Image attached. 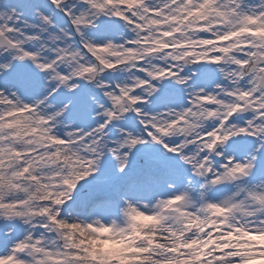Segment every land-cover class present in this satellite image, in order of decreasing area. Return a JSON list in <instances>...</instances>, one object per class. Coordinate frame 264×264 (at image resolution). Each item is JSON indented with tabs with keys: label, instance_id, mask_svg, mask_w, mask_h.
Masks as SVG:
<instances>
[{
	"label": "snow or ice",
	"instance_id": "snow-or-ice-1",
	"mask_svg": "<svg viewBox=\"0 0 264 264\" xmlns=\"http://www.w3.org/2000/svg\"><path fill=\"white\" fill-rule=\"evenodd\" d=\"M210 5L211 22L203 17ZM243 6L242 0H0V185L37 190L5 199L0 187V220L40 218L26 228L0 223L7 241L0 256L18 244L32 252L18 254L31 264H100L90 242L115 225L99 218L136 210L167 216L168 202L179 197L180 222L160 221L141 233L126 255L129 264H247L243 242L264 235V210L256 203L264 204V193L255 186L264 178V45L249 36L230 48L226 14ZM97 21L113 28L102 31ZM186 29L199 39L183 35ZM154 39L163 51H151ZM141 47L149 51L129 64L126 57ZM92 75L95 117L65 123L72 105L57 108L54 98L62 91L78 95ZM33 77L41 78L40 87ZM165 82L178 86L180 98L158 105ZM202 110L219 118L194 135L174 131L197 125ZM241 144L252 148L241 151ZM138 146L162 149L151 158L167 169L163 188L130 196L116 212L111 201L89 207L77 191L81 182L99 171L108 152L124 173ZM114 179L99 176L87 187Z\"/></svg>",
	"mask_w": 264,
	"mask_h": 264
},
{
	"label": "clouds",
	"instance_id": "clouds-1",
	"mask_svg": "<svg viewBox=\"0 0 264 264\" xmlns=\"http://www.w3.org/2000/svg\"><path fill=\"white\" fill-rule=\"evenodd\" d=\"M130 3H135V0H129ZM243 8L237 12L235 9L230 8L226 14L225 26L230 30V36L227 39L233 41L230 45L232 50H237L240 46V42L246 37H254L261 45H264V0H255L254 3H250L249 0H242ZM249 13H254L253 15ZM214 10L210 5V8L203 13V17L211 22L214 19ZM99 21H97V26L99 27ZM185 36H191L194 39H199V33L190 32L186 29ZM164 44L158 39L153 40L152 52L163 51ZM149 49L141 47L140 49L133 50L126 60L129 64L136 59L141 53L148 52ZM157 57H153V60ZM159 59H163L160 56ZM264 60V57H260ZM245 67L244 65L241 66ZM188 68L193 71L194 66L189 64ZM251 69H249L250 71ZM95 71V70H94ZM187 71V69H186ZM99 74H103L101 69ZM95 75L89 77L85 80V83L91 84L92 80L95 79ZM163 83V82H161ZM94 86V85H93ZM264 88V84L260 85ZM71 104V102H70ZM219 118V115L213 116L211 112L202 110L200 116L198 117L197 125L190 126L186 125L183 130L176 129L174 131H180L182 135L189 136L194 135L200 126H204L214 119ZM227 147V145H225ZM192 178H189L191 180ZM262 193H264V178L257 177L256 185ZM0 187L4 188L3 196L7 198H26L29 193H35L37 190L32 187L25 185L22 190H10L7 187V182ZM39 197H37V200ZM159 199V198H158ZM259 205V210H264V204H260L259 201L256 202ZM34 206H38L34 201ZM183 207V201L181 198L177 197L175 201L168 202V215L167 216H149L146 213H141L138 210L133 211L131 214H121L118 218H99L105 224H114L115 229L113 231L105 232L103 228L99 230L96 235L100 237L99 243L94 245L90 242V247L92 254L96 256L100 264H108L109 260L112 258L118 259L120 264H129L126 259L127 254H132L135 251L134 244L140 237L141 233L146 230H151L152 227L158 225L160 221L171 220L173 223H179L180 218L176 216L179 213L180 208ZM11 214H6L0 223H18L21 228H26L31 226L33 223L39 222V216H25V217H13L9 219L8 216ZM125 231L127 235H125ZM15 228H8L6 233H14ZM111 245V247H104V244ZM243 251L246 256L247 264H264V235L256 236L254 238H246L242 244ZM18 254H23L27 257L32 256V252L27 250V245L20 246L16 245L12 248L11 255H5L0 257V264H31L28 259H20Z\"/></svg>",
	"mask_w": 264,
	"mask_h": 264
},
{
	"label": "bare ground",
	"instance_id": "bare-ground-1",
	"mask_svg": "<svg viewBox=\"0 0 264 264\" xmlns=\"http://www.w3.org/2000/svg\"><path fill=\"white\" fill-rule=\"evenodd\" d=\"M43 3L45 0H42ZM42 1L40 0H26L25 2H29L32 4H41ZM10 3H24V1L21 0H8ZM250 3H254L255 0H249ZM106 19V18H102ZM101 30H108L113 28V25L111 23L105 22L101 23ZM195 70V69H194ZM27 71V70H24ZM113 75H119L121 77L127 76V73L123 74H116ZM197 75H201V73H197ZM33 79L36 81V86L40 87V85L43 83L40 77H33ZM112 82V81H106V83ZM170 82H165V88L164 93L160 99L156 101L158 105L163 104L167 102L169 99L172 101H178L180 98V94L175 91V88L178 86H171L168 85ZM97 95V89L95 86L91 85L89 87L83 86L82 90L78 93L76 96H72L66 91H62L57 97L54 98V105L58 108L63 103L71 102L72 110L67 114V120L65 123L72 124L74 121L78 124L81 123H90L91 120L95 117V112L93 109V103H92V97ZM184 97L187 98V93L185 92ZM185 103H187V99L184 100ZM59 131L63 132L64 129L61 127ZM240 138V137H239ZM245 141H254L248 140L249 137H242ZM241 151H244L245 148H252V145H245L241 144L237 146ZM255 148H260V144L257 141L254 145ZM158 150L157 148H149L144 146H138L136 150H133V154L129 156V159L131 161L130 167L125 169L124 173L119 172V168H117L112 174L110 175V172L118 166V162L116 161L115 157L112 155L111 152L106 153L104 158L99 162L100 168L99 171L94 174L93 177H89L88 179L81 182L82 188H78V193L81 191L84 194L85 199L88 201V205H90L93 202L97 201H108L111 195H114L113 198H118L120 201L118 202V207H113L112 211L116 212L120 206H122L123 201L130 196L135 195H146L148 193L158 191L161 188H163V185L159 183L163 178H160L158 174H161V176H167V169L153 160L151 158V153L156 152ZM144 157V163L138 164L137 158L139 156ZM179 167V165H177ZM162 168V169H161ZM99 176H109V177H115V179L111 182H109L106 185H100L95 186L91 191H89L88 187L89 185H92L93 180L96 177ZM189 178H192L189 176ZM87 210V209H85ZM110 218H117L116 216H111ZM3 239L0 242L1 249L4 243H7L5 241L4 237L0 235V240ZM99 243V242H98ZM110 245L104 244V247H109ZM2 257V256H0Z\"/></svg>",
	"mask_w": 264,
	"mask_h": 264
},
{
	"label": "rangeland",
	"instance_id": "rangeland-1",
	"mask_svg": "<svg viewBox=\"0 0 264 264\" xmlns=\"http://www.w3.org/2000/svg\"><path fill=\"white\" fill-rule=\"evenodd\" d=\"M21 1H26V0H21ZM40 1H42V0H40ZM39 4V3H38ZM41 4H43V1H42V3ZM195 67H198V66H195ZM195 69V68H194ZM83 86H85V87H89V86H91L90 84H87V83H85ZM238 139H241V140H243L242 139V137H240V138H238ZM252 139H254V137H249V139L248 140H252ZM137 162H138V164H143L144 163V157L141 155V156H139L138 158H137ZM117 168H119L118 166H116L111 172H110V175L112 174V172H114ZM162 169V168H161ZM158 176H159V180H160V178H162L163 176H161V174H158ZM3 239H1L0 240V242L2 241ZM0 249H1V245H0Z\"/></svg>",
	"mask_w": 264,
	"mask_h": 264
}]
</instances>
